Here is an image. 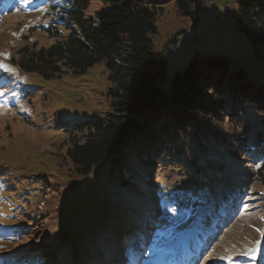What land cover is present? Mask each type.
<instances>
[{"label": "rangeland", "instance_id": "obj_1", "mask_svg": "<svg viewBox=\"0 0 264 264\" xmlns=\"http://www.w3.org/2000/svg\"><path fill=\"white\" fill-rule=\"evenodd\" d=\"M67 1L0 0V232L5 235L9 231L5 220L8 209L25 214L20 218L23 223L19 222L24 226L16 229L18 234L15 231L5 236L17 242H6L8 250L0 247V259L14 253V260L6 264H18L35 253L51 256L44 255L43 262V257H38L34 264H58L60 258L72 260L73 264L77 260L81 264H119L124 262V250L115 231L125 228L124 236L126 226L136 222L154 224L160 217H155L158 211L154 204L159 200L154 177L155 167L159 166L147 158V152L136 156L139 169L126 167L129 175L103 174L102 169L87 178L66 173L70 170L66 151L70 141L78 139L73 128L101 119L111 105L107 93L112 86L105 64L98 63L79 75L43 80L36 74L18 71L10 63L25 43L35 41L37 47H47L53 42L45 30L52 22L64 27L59 18ZM141 1L156 16L155 33L148 40L152 58L165 66L166 78L159 84L162 89L167 88L172 73L181 72L193 58L223 55L229 59L231 69L252 71L264 64V42L234 26L224 15L221 0L212 8L216 15L208 7H193L195 21L178 13L175 0ZM237 2L224 0L235 9ZM104 5L99 0L91 2L85 13L93 14ZM249 119L261 121L256 116ZM223 158L212 160L211 177L222 179L226 190L216 194L222 185L212 180L200 205L201 214L193 213L200 215L201 225L211 228L212 235L206 243L197 244L195 258L192 262L190 257L189 264H264V246L259 251L264 244V178L255 169L258 163H264V150L249 162L246 158L240 160V167L230 158ZM244 173L247 181L232 191V175ZM6 179L10 182L6 183ZM36 179L43 184L40 192L38 188L34 190ZM179 193L171 192L169 199L176 203L164 208L166 214L163 212L161 221L164 227L171 228L169 236L182 232L188 240L193 237L185 235L189 227L173 226L178 222L174 216L181 209L177 203H186L177 200ZM181 194L187 199L194 195ZM205 199L212 204L209 212ZM203 234L197 227L194 236ZM173 238L175 244L162 251L153 264H181V259L191 254L194 244L187 241L183 247L180 238ZM130 242L127 249L139 251V262L145 260L151 239L146 250L140 248L137 239ZM130 258L133 260V254Z\"/></svg>", "mask_w": 264, "mask_h": 264}, {"label": "trees", "instance_id": "obj_2", "mask_svg": "<svg viewBox=\"0 0 264 264\" xmlns=\"http://www.w3.org/2000/svg\"><path fill=\"white\" fill-rule=\"evenodd\" d=\"M94 1L98 0H69L59 18L64 27L52 22L45 30L53 42L47 47H37L35 41L25 43L10 63L18 71L36 74L43 80L65 74L79 75L98 63L105 64L112 86L107 93L111 105L101 119L71 127L78 139L71 140L66 151L70 168L66 173L87 178L102 169L103 174L124 176L130 172L126 167L140 168L137 154L147 152V158L155 160L159 166L154 170L159 200L154 204L158 211L155 217L160 214L159 219L154 224L136 222L126 226L124 236L125 228L115 231L121 237L120 246L124 250V262L119 264H138L139 251L126 246H131L130 239H137L140 248H145L147 238L152 235L151 250H147L145 260L140 259V264H148L155 260L160 248L175 242L173 236L186 241L182 232L169 236L171 228L162 225L164 208L176 203L169 199L171 192H180L177 200L186 201L183 205L177 203L176 207L181 209L174 216L178 222L173 226L189 227L185 235H194L203 221L200 215L193 213L201 214L203 206L200 205L212 187V180L222 185V179L211 177L212 160L218 162L221 158L223 161L224 156L240 167V160L246 158L249 162L264 150V64L252 71L242 67L231 69L229 59L223 55L193 58L181 72H173L167 88L162 89L159 84L166 78L165 66L152 58L148 40L149 35L155 33L154 11L141 0H99L105 3L100 12L93 17L85 16ZM175 6L179 14L195 21L192 8H201V0H175ZM236 13L238 28L248 37L264 42V0H238ZM69 23L76 26L80 35L68 28ZM249 116L261 117V121L255 123ZM255 169L264 178L263 161ZM231 178L234 186L231 190L235 191L247 181V174H233ZM7 182L10 181L6 179ZM35 183L34 190L38 188L40 192L43 184L39 179ZM225 190L223 184L215 193L220 195ZM185 192L194 195L187 199L181 194ZM211 205L205 199L208 212ZM6 213L9 231L5 235L0 232V247L8 250L6 242L13 239L5 236L24 226L19 222L23 223L20 218L25 214L12 208ZM200 227L207 237L212 235L211 228ZM44 255L35 253L17 263L34 264L38 257H43V262L45 256H51ZM14 257L10 252L8 257L0 259V264ZM63 260L73 264L72 260L64 258H60L58 264H64ZM81 263L76 261V264Z\"/></svg>", "mask_w": 264, "mask_h": 264}, {"label": "built area", "instance_id": "obj_3", "mask_svg": "<svg viewBox=\"0 0 264 264\" xmlns=\"http://www.w3.org/2000/svg\"><path fill=\"white\" fill-rule=\"evenodd\" d=\"M216 1L217 0H201V8H205V7H208L209 9L212 10V8L216 5ZM222 11L224 13V15L229 19V21L234 25H235V18L234 16L232 15L231 13V7H230V4L229 3H223L222 2ZM212 13H214L215 15V12L214 10H212Z\"/></svg>", "mask_w": 264, "mask_h": 264}, {"label": "bare ground", "instance_id": "obj_4", "mask_svg": "<svg viewBox=\"0 0 264 264\" xmlns=\"http://www.w3.org/2000/svg\"><path fill=\"white\" fill-rule=\"evenodd\" d=\"M230 7H231V13H232V15H233L234 18H235V25L237 26V25H238V20H237V23H236V18H237L236 9H235L234 7H232L231 5H230ZM235 16H236V17H235ZM76 33L78 34L77 31H76Z\"/></svg>", "mask_w": 264, "mask_h": 264}, {"label": "snow or ice", "instance_id": "obj_5", "mask_svg": "<svg viewBox=\"0 0 264 264\" xmlns=\"http://www.w3.org/2000/svg\"><path fill=\"white\" fill-rule=\"evenodd\" d=\"M256 257L255 256H252L251 259H255Z\"/></svg>", "mask_w": 264, "mask_h": 264}, {"label": "water", "instance_id": "obj_6", "mask_svg": "<svg viewBox=\"0 0 264 264\" xmlns=\"http://www.w3.org/2000/svg\"><path fill=\"white\" fill-rule=\"evenodd\" d=\"M151 236L149 237L148 241L150 240Z\"/></svg>", "mask_w": 264, "mask_h": 264}]
</instances>
